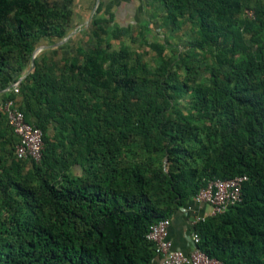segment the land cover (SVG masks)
Segmentation results:
<instances>
[{
	"label": "trees",
	"instance_id": "trees-1",
	"mask_svg": "<svg viewBox=\"0 0 264 264\" xmlns=\"http://www.w3.org/2000/svg\"><path fill=\"white\" fill-rule=\"evenodd\" d=\"M157 1L198 26L197 46L226 43L207 82L190 66L185 82L165 65L154 74L128 49L103 46L110 5L92 22L93 45L62 59L52 48L27 73L38 42L63 37L73 9L0 0V102L15 99L44 142L40 160L17 159L0 109V264H160L151 225L172 220L208 180L242 175V200L190 234L221 264H264V5L238 20L250 0ZM22 76L18 92L6 90ZM133 148L142 159L129 158ZM77 163L82 175L69 172Z\"/></svg>",
	"mask_w": 264,
	"mask_h": 264
},
{
	"label": "rangeland",
	"instance_id": "rangeland-1",
	"mask_svg": "<svg viewBox=\"0 0 264 264\" xmlns=\"http://www.w3.org/2000/svg\"><path fill=\"white\" fill-rule=\"evenodd\" d=\"M49 1L70 6L73 9V19L63 37L40 40L35 49L44 48L37 50L35 57L42 53L51 55L50 50L57 48V58H68L77 54L78 48L88 49L94 44L95 38L91 34L93 20L108 16L107 4L104 0H99L97 5V0ZM101 1L103 3L100 5ZM256 2L264 5V0H250L249 6L244 7L238 20L245 18L247 12H252L251 8ZM110 3V11L115 13V17L106 26L107 33L104 35L103 46L109 43L110 51L128 49L131 53V62L136 64L141 62L154 74H159V67L165 65L180 82H185L189 79L185 67L190 66L197 73L198 82H207L210 72L217 66L216 54L224 50L226 43L220 40L216 46H197L194 40L197 38L198 26L182 23L181 19L174 21L168 17V11L160 1L113 0ZM117 26L127 28V32L119 39L112 36ZM241 31L246 42L250 43L253 32ZM243 57V55L240 56V58ZM180 100V107L186 113L189 108V94H183ZM53 133V129L50 128V134ZM71 149L75 157L84 154L83 149L75 147ZM129 158L142 159L143 151L133 148ZM29 166L30 164L26 161L24 170H27ZM69 172L73 175H82L84 170L77 163L70 167ZM206 209L208 210V206Z\"/></svg>",
	"mask_w": 264,
	"mask_h": 264
},
{
	"label": "built area",
	"instance_id": "built-area-1",
	"mask_svg": "<svg viewBox=\"0 0 264 264\" xmlns=\"http://www.w3.org/2000/svg\"><path fill=\"white\" fill-rule=\"evenodd\" d=\"M247 16L251 17L252 12H247ZM18 84L19 81H16L6 90L13 89L14 92H18ZM0 109L19 138L15 146L16 158L40 160L44 149L42 130L26 120L15 99L0 102ZM246 179L247 177L242 175L229 179L208 180L207 184L192 198L196 203L208 206V210L194 215L190 221L191 226L209 216L222 214L230 206L239 203L242 200V183ZM180 210L188 213L190 207L184 205ZM170 228L171 219L165 218L153 223L146 234V238L154 244L160 264H221L217 258L208 256L197 247L199 236L196 233L190 234L193 244L190 251L185 252L175 246L170 235Z\"/></svg>",
	"mask_w": 264,
	"mask_h": 264
},
{
	"label": "crops",
	"instance_id": "crops-1",
	"mask_svg": "<svg viewBox=\"0 0 264 264\" xmlns=\"http://www.w3.org/2000/svg\"><path fill=\"white\" fill-rule=\"evenodd\" d=\"M113 0H104L108 5H111ZM185 207H190L188 213H184L181 210L172 218L170 235L173 239L175 246L179 247L185 252H188L192 249L193 244L190 239V228H191V219L196 214H202L207 211L206 207L202 204H198L193 200H190Z\"/></svg>",
	"mask_w": 264,
	"mask_h": 264
},
{
	"label": "water",
	"instance_id": "water-1",
	"mask_svg": "<svg viewBox=\"0 0 264 264\" xmlns=\"http://www.w3.org/2000/svg\"><path fill=\"white\" fill-rule=\"evenodd\" d=\"M98 3H99V0H97L96 5H97ZM42 48H44V47H40V48L35 49V51H34V55H33L32 59H31V66H30L29 70L27 71V73H29V72L32 70V68H33V65H34V59H35V53L37 52V50H40V49H42ZM23 77H24V76L20 77L18 81H21V80L23 79Z\"/></svg>",
	"mask_w": 264,
	"mask_h": 264
}]
</instances>
